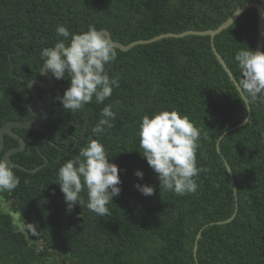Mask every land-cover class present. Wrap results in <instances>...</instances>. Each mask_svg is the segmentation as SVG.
I'll return each mask as SVG.
<instances>
[{"label": "trees", "instance_id": "trees-1", "mask_svg": "<svg viewBox=\"0 0 264 264\" xmlns=\"http://www.w3.org/2000/svg\"><path fill=\"white\" fill-rule=\"evenodd\" d=\"M249 1L264 9V0H0V125L34 118L26 107L27 85L41 78L42 48L62 39L56 36L58 25L76 33L95 25L128 44L161 33L215 29ZM256 42L254 9L214 36V47L236 81L241 74L235 54L246 47L255 51ZM116 51V60L106 65L110 77L119 76L110 98L101 104L93 100L84 112L65 110L57 97L70 80L49 73L53 87H37L46 121L13 128L25 147L11 160L28 169L43 164V156L47 163L35 173L14 167L19 186L0 192V264H264V102L248 99V123L220 139L219 154L217 139L244 120L247 108L214 55L210 37H168ZM107 104L116 113L113 127L92 137ZM162 109L186 114L200 130L196 159L203 171L195 193L160 190L158 174L142 156L141 117ZM91 138L101 140L109 161L120 169L121 191L107 216L85 206L86 191L85 203L68 210L58 184L59 167ZM16 146L5 135L2 153ZM137 184L152 186L154 194L143 195ZM234 212L229 222L216 223ZM23 223L36 225L38 234L25 232Z\"/></svg>", "mask_w": 264, "mask_h": 264}, {"label": "clouds", "instance_id": "clouds-1", "mask_svg": "<svg viewBox=\"0 0 264 264\" xmlns=\"http://www.w3.org/2000/svg\"><path fill=\"white\" fill-rule=\"evenodd\" d=\"M58 38L55 44L42 48L43 61L39 74L51 73L59 80H70L69 87L62 96L60 104L70 112H84L85 106L93 100L97 104L110 98L114 88L119 87V76L110 77L106 65L117 58L116 48L105 34L95 25L79 33L70 32L65 25L55 29ZM235 62L240 78L235 81L241 96L255 102H264V51H253L248 47L235 54ZM113 105L107 104L100 112V119L91 129L92 137H102L106 129L113 127L116 113ZM248 123V121H246ZM139 147L142 156L151 169L158 174L159 188L176 195L195 193L196 178L203 171L197 167L196 152L199 147L200 130L186 114L178 110L162 109L151 116L141 117L139 125ZM108 149L100 139L91 138L79 154L67 159L58 169L57 178L67 209L85 203L82 193L86 191V207L99 216L110 214L108 205L113 197L119 195L121 181L120 169L109 161ZM0 154V192L13 191L20 184L12 164ZM11 161V157L8 158ZM135 176L143 178L137 170ZM145 196L154 194L149 185H135ZM23 230L37 235L34 224L23 223Z\"/></svg>", "mask_w": 264, "mask_h": 264}, {"label": "water", "instance_id": "water-1", "mask_svg": "<svg viewBox=\"0 0 264 264\" xmlns=\"http://www.w3.org/2000/svg\"><path fill=\"white\" fill-rule=\"evenodd\" d=\"M248 9H254L257 13V42L255 45V51H262L263 48V35H264V9L263 7L257 3V2H246L242 5H239L235 11H233L230 16L228 18H226L218 27H216L215 29H206V30H185L182 31L180 33H172V32H167V33H161L159 35H156L154 37L148 38V39H137L134 40L128 44H122L120 42L114 41L111 36L110 33L105 30L102 29L101 31L104 32L105 34H109V38L111 39V41L113 42L115 48L121 50V51H127L130 48H132L135 45L138 44H147V43H151L154 41H157L159 39L162 38H168V37H174V38H178V37H184L187 35H199V36H209L210 37V42H211V46H212V50L214 55L216 56L217 60L219 61L220 65L222 66V68L224 69V71L226 72V74L228 75L229 79L231 80V82L233 83V85L235 86L236 90L238 91L240 97L242 98V100L245 103V107L247 108V114L246 117L244 118L243 121H241L239 124L230 127L229 129H227L225 132H223L219 138L217 139L216 142V151L217 153L220 154V149H219V141L221 138H223L228 132L237 129L241 126H243L246 121L249 118V106L248 103L246 105V101L245 99L241 96V93L239 91V89L236 87L235 84V78L233 76V74L231 73L230 69L227 67L226 63L224 62V60L221 58V56L218 54V52L216 51L214 44H213V39L214 36L219 34L222 30L226 29L229 25H231L244 11L248 10ZM41 78L38 79H32L31 81H29L28 83V90L30 92V98L29 101L26 103V107L29 109V111L31 112V114L34 116V118L28 119V120H23V121H15V120H10V121H6L5 123H3L2 125H0V154H5L4 155V160L7 161L9 164H12L15 168L20 169L22 171L28 172V173H35L37 170H39L42 166H44L47 163V159L45 156H43V159L45 160V162L35 168L32 169H28L18 163L13 162L12 160L9 161L8 158L9 156L11 157V154L19 152L21 150L24 149L25 147V142L23 140V138L16 134L13 131V128H27V127H40L41 125L44 124V122L46 121V114L45 111L37 104V97H38V92H37V87L43 88V89H51L54 85V79L53 77L49 74V73H44V74H40ZM76 126L79 125V123L75 124ZM5 135H8L12 138H14L17 142H18V146L10 148L9 150L5 151L2 153L3 150V146H4V137ZM49 143H51L52 145L55 146V144L52 141H49ZM224 165L227 169V172L229 174V179H230V183L232 185V191H233V195H236V187H235V183H234V179L232 177V172L227 164L226 161H224ZM235 212L232 214V216L226 220L223 221H219L216 222L217 224L219 223H227L229 222L233 217H234ZM213 224V223H211ZM201 230L202 228L198 231V233L196 234L195 240H194V244H193V249H192V253H193V257L194 259H196V250H197V241L201 235Z\"/></svg>", "mask_w": 264, "mask_h": 264}, {"label": "rangeland", "instance_id": "rangeland-1", "mask_svg": "<svg viewBox=\"0 0 264 264\" xmlns=\"http://www.w3.org/2000/svg\"><path fill=\"white\" fill-rule=\"evenodd\" d=\"M3 208H4L5 210H7V211L9 210V209H8V206L5 205V204L3 205ZM13 216H14L15 220H17V216H16V214H13Z\"/></svg>", "mask_w": 264, "mask_h": 264}]
</instances>
